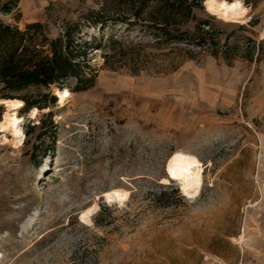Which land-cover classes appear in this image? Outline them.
<instances>
[{"label":"rangeland","instance_id":"obj_1","mask_svg":"<svg viewBox=\"0 0 264 264\" xmlns=\"http://www.w3.org/2000/svg\"><path fill=\"white\" fill-rule=\"evenodd\" d=\"M17 1L0 20L93 44L92 80L63 106L53 86L21 92L49 107L18 110L20 144L0 127V264H264V0H243L245 22L203 0L172 43L150 21L94 23L132 14L126 0ZM178 152L204 165L196 197L164 182Z\"/></svg>","mask_w":264,"mask_h":264},{"label":"trees","instance_id":"obj_2","mask_svg":"<svg viewBox=\"0 0 264 264\" xmlns=\"http://www.w3.org/2000/svg\"><path fill=\"white\" fill-rule=\"evenodd\" d=\"M132 14L129 16H108L99 11L94 23L101 28L117 21L133 25L132 19L150 21L156 29L154 36L159 41L172 43L190 40V32L183 29L190 20L196 18L194 9L202 6L203 0H126ZM3 6V10H5ZM207 21H201L196 29V43L203 46L207 35L204 29ZM75 33L66 30L64 35L51 38L41 22L27 24L25 30L0 20V98L21 99L28 109H46L48 104L30 100L21 92L30 87L65 88L75 78L77 88L87 78L84 66L88 64L85 55L93 44L89 41L79 45ZM113 43H121L122 38L111 36ZM96 45V44H95ZM49 93L45 97L49 98ZM51 101H57L54 95Z\"/></svg>","mask_w":264,"mask_h":264},{"label":"bare ground","instance_id":"obj_3","mask_svg":"<svg viewBox=\"0 0 264 264\" xmlns=\"http://www.w3.org/2000/svg\"><path fill=\"white\" fill-rule=\"evenodd\" d=\"M234 3L237 4V7H232ZM205 6L210 14L216 15L224 21L245 22L249 16V8L243 0H205ZM54 94L63 106L67 98L72 95V92L67 87L55 88ZM0 104L6 107L0 125L4 140L8 139L7 134L10 132L13 143L20 144L25 139L24 130L21 126L25 119L18 115V110L24 107L25 102L21 99H0ZM39 112V108L33 107L29 110V115L30 117H37ZM168 166L167 177L164 179L165 183L177 181L187 197H196L200 193L202 184H204V165L195 155L178 152L170 160ZM120 193L121 190L112 189L107 191L106 195L116 198ZM239 241L241 243L248 242L245 235H242Z\"/></svg>","mask_w":264,"mask_h":264},{"label":"crops","instance_id":"obj_4","mask_svg":"<svg viewBox=\"0 0 264 264\" xmlns=\"http://www.w3.org/2000/svg\"><path fill=\"white\" fill-rule=\"evenodd\" d=\"M17 0H0V12H4L5 14H8L7 11L3 10V6H5V10L12 9L15 7V4H17Z\"/></svg>","mask_w":264,"mask_h":264},{"label":"snow or ice","instance_id":"obj_5","mask_svg":"<svg viewBox=\"0 0 264 264\" xmlns=\"http://www.w3.org/2000/svg\"><path fill=\"white\" fill-rule=\"evenodd\" d=\"M232 7H237V4L234 3V4L232 5Z\"/></svg>","mask_w":264,"mask_h":264},{"label":"built area","instance_id":"obj_6","mask_svg":"<svg viewBox=\"0 0 264 264\" xmlns=\"http://www.w3.org/2000/svg\"><path fill=\"white\" fill-rule=\"evenodd\" d=\"M263 33H264V30H263Z\"/></svg>","mask_w":264,"mask_h":264},{"label":"water","instance_id":"obj_7","mask_svg":"<svg viewBox=\"0 0 264 264\" xmlns=\"http://www.w3.org/2000/svg\"><path fill=\"white\" fill-rule=\"evenodd\" d=\"M1 105V104H0Z\"/></svg>","mask_w":264,"mask_h":264}]
</instances>
